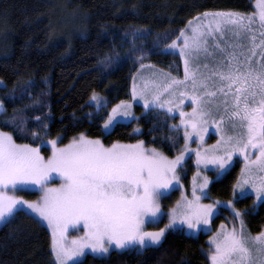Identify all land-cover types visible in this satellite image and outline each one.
<instances>
[{"label": "snow or ice", "instance_id": "snow-or-ice-1", "mask_svg": "<svg viewBox=\"0 0 264 264\" xmlns=\"http://www.w3.org/2000/svg\"><path fill=\"white\" fill-rule=\"evenodd\" d=\"M255 8L253 13L205 12L177 30L179 34L166 47L178 50L183 58V78L161 73L159 80H149L141 75L138 87L137 77H132L131 96L139 97L145 108H167L169 113L174 107L180 109V122L171 130L183 129L185 144L173 158L156 148H146L143 140L105 145L84 133L63 146H58L62 136L51 139L47 143L52 154L46 158L39 147L17 143L11 132L0 130V222L7 223L25 210L46 221L55 264H83L87 250L104 260L113 248L142 254L149 248L162 247L166 232L180 230V225L190 230L208 225L220 213L217 206H223L219 200L202 203L212 199L204 191L209 183L204 176L199 193L194 183L191 199L185 195L170 213L161 211V198L179 183L178 169L183 168L185 153L189 152L188 141L195 134L203 145L210 122L221 133L220 139L215 145L193 150L197 166L214 165L219 176L227 171L233 155L239 154L245 162L236 184L241 189L240 197L248 194L244 186L250 185L257 199L264 200V0H256ZM226 32L232 33L234 41L247 38L250 46L225 44ZM149 34L129 35L135 40ZM201 55L205 60L211 58V64L196 62ZM129 58L118 57L116 66ZM139 67L144 69L146 65L141 62ZM26 96L31 98L29 88L7 99L16 104ZM90 99L98 108L107 107L95 91ZM185 99H190V112L182 109ZM38 104L39 98L33 99V106ZM131 109L132 103L127 100L115 104L103 121L106 133L119 123L118 118L136 119ZM4 110L0 100V112ZM35 120L38 126L47 128L39 116ZM225 122L227 132L222 128ZM23 125L21 119L11 126L23 133ZM178 139H173L171 147H176ZM54 177L61 180L59 185L50 184ZM31 186L42 193L39 200L12 194L30 191ZM226 205L236 217L241 216L232 201ZM165 215L168 223L164 227L146 230V223L158 224ZM81 224L83 235L69 239V229ZM211 244V264H264V231L246 234L242 219L239 230H229L222 224Z\"/></svg>", "mask_w": 264, "mask_h": 264}, {"label": "trees", "instance_id": "trees-1", "mask_svg": "<svg viewBox=\"0 0 264 264\" xmlns=\"http://www.w3.org/2000/svg\"><path fill=\"white\" fill-rule=\"evenodd\" d=\"M58 5L85 17L76 24L78 33L59 27ZM209 11L252 13L254 0H0V80L4 82L0 100L5 109L0 113V129L11 132L16 142L35 147L58 135L65 144L84 133L105 145L143 140L146 146L175 156L184 144L183 134L171 130L175 118L163 109H139L136 119L118 123L108 133L103 121L111 106L131 97L132 77L141 62L182 71L181 57L161 50L188 21ZM132 32L150 34L133 40ZM118 57L130 58L117 67ZM25 88L31 98L9 103L7 96L19 95ZM93 91L108 100L107 107L96 110L89 103ZM36 98L40 104L33 106ZM37 116L46 129L38 126ZM21 119L24 132L18 133L11 125ZM178 137L176 147H171ZM240 163L211 183V197L231 199ZM237 205L246 213L251 230L260 232L264 202L256 206L248 195ZM210 253L206 235L169 230L162 247L142 254L113 249L104 260L88 254L83 264H211ZM0 264H55L47 227L26 212L12 217L0 227Z\"/></svg>", "mask_w": 264, "mask_h": 264}, {"label": "rangeland", "instance_id": "rangeland-1", "mask_svg": "<svg viewBox=\"0 0 264 264\" xmlns=\"http://www.w3.org/2000/svg\"><path fill=\"white\" fill-rule=\"evenodd\" d=\"M255 3H256V0H254V12L256 11ZM57 10L58 11H56V18H57V21H58L57 24L59 25V27L66 28V30L69 29L72 33L73 32L74 33H78L79 30H77V29H79V28H76V24H78L79 23L78 21L84 16L82 14H80V12H77L76 10H72V9H70L67 6H63V8H62V7H59V5H58L57 6ZM209 12H220V11H209ZM223 12H227V11H223ZM199 16H197V17H199ZM197 17H195V18H197ZM82 19H85V17L82 18ZM259 39H260V36L257 33V42H259ZM223 42L225 44H229V45L232 44L233 42L242 43L245 46V48L250 46V41L247 38H245L243 40H239V41H234V38H233L231 32H226L225 33ZM161 53H164V54L171 53V54H178L179 55L178 50L170 49V48H167V47L163 48L161 50ZM215 55H217V57H219V50H216ZM181 61H182V68H181L182 71L181 72L176 71L173 68H172V70H170L171 68L163 69V68H159V67L152 66V65H146V67L144 69H140L139 72L135 75L137 77V80H136L137 86L139 87L141 85V81L139 79V77L141 75L145 79H149V80H152V79L159 80L161 73H170L172 76H175V77H178V78H183L184 65H183V58L182 57H181ZM196 62L201 63V64H203L205 62H208L209 64H211L212 61H211V58H209L208 60H205L203 55H201L199 60L196 61ZM3 86H4V82L2 80H0V87H3ZM103 98H104L105 103L108 105V100L105 97H103ZM127 101H130L132 103L131 111H132V115L134 117L138 116V110L139 109H142V112H147L149 109L158 108V107H154L152 105H150L148 108H145L144 105H143V101L139 97H137L136 99H133L132 96H131L129 99H127ZM89 103L92 106H94L96 108V110L100 109V108H98L95 105V103L93 101H91V99L89 100ZM113 106H115V104ZM113 106H111V108ZM191 107H192V105H191L190 99H185L184 100V104L182 106L183 111L190 112L191 111ZM160 109H163V110L167 111V108H160ZM179 111H180V109L179 108H175V107L173 109V112L169 113L167 111L170 115H172L175 118V122H174L173 125H178L179 122H180V117H179V114H178ZM132 120H133L132 117L118 118L119 123H123V122L127 123V122H131ZM222 128L224 129L225 132L228 131L227 122H225V124L222 125ZM103 130L106 133L104 128H103ZM180 130H181V132L183 134V129H180ZM110 131H112V129L109 130V132ZM220 135H221V133L219 131H217L216 125L211 123V122L208 125V130L204 133L203 145H201L200 141H198L196 139L195 134H193L191 139L188 141L189 152L185 153V160L183 161V168L182 169H178L179 176H180L179 183L173 189H171L169 191V194L166 197H163L160 200L161 211L162 212H164L166 214L170 213V210L173 209V208H176L177 207V202L181 201L182 197L185 196V195H187L188 198L191 199V192H192V188H193L194 183L197 186V191L199 193V184L202 183V178L204 176H207L208 179H209L208 186H207L206 189H204V191L208 192L209 195H210V185H211V183L215 179H220L223 176V174L218 176L214 165H208L207 167H205L203 164H201L198 167L197 164H196L195 152L193 150H195L198 147L207 148V147H209L211 145H215L216 142L220 139ZM134 143H136V142H134ZM20 144H23V143H20ZM65 144H67V143H65ZM65 144H62L58 140V146H63ZM184 144H185V141H184ZM184 144H183V146H184ZM144 146L146 148H149V149L153 148V147H148L145 144H144ZM39 149H40L41 155H43L46 158L51 156V154H52L51 146L47 142L44 143L42 146H39ZM177 154H175V155H177ZM168 157L173 158L175 156H172V157L168 156ZM236 162H239V163L241 162L240 163L239 178H238V180H240L242 178V175H241L242 169H244V167H245V162H244V159H243L242 156H240L239 154H234L233 157H232V160L229 162L227 170H229V168L233 164H235ZM60 183H61V180L58 177H54L52 179V181L50 182L51 185H59ZM240 191H241V189L236 188V185H235V188H234V191H233L231 199L219 200V199H214L213 197H211L212 198L211 200H209V199L202 200V203H205V204L212 203L213 201H216V200L221 201L223 206H221V205L217 206L220 209V213L218 215L214 216L213 219L211 220V222L208 225H200L199 228L191 229V230L187 228V225H180L179 226L180 230L182 232H184L185 234H187L189 236H193V237H197V236H199L201 234L206 235L207 236V242L209 243V245L211 247V250H212V247H213L212 244H211V238L214 237L216 235V233L220 230V227H221L222 224L229 230H231L233 227H236L237 230H239L240 229V221L242 219L243 222H244V231H245V233L246 234H251V235H256L257 232L252 231L251 228L248 225V222H247V219H246V213L243 211V209H241L237 205V202L239 201V199H241ZM244 191L246 193H248L246 196L251 195V196L254 197V201H255V205L256 206H258L260 203L264 202V200L257 199V197L255 195V192L251 188L250 185H245L244 186ZM12 194H15V195H18V196H22L24 199L30 200V201L39 200V198L42 195V193L39 191L37 186H31V190L30 191H17V192L12 193ZM227 201H232L235 209L239 210V212L241 213L240 217H236L234 215L232 209L226 205ZM25 212L28 213L29 215L33 216L34 218L39 220L44 226H46L48 231H49V233H50V236H51V229L47 225L46 221H44L41 218L37 217L34 213L28 212V210H25ZM167 223H168V216L165 215L163 217L162 221L160 223H158V224L146 223V230L155 231V230H158L161 227H164V225L167 224ZM4 224H5L4 222H0V227H2ZM177 224L179 225V221L177 222ZM260 231H264V227ZM83 233H84V228H83V225L81 224L77 228H70L69 231H68V237H69V239H71V238H73L75 236H82ZM51 241H52V236H51ZM113 249H110V252ZM51 251H52V248H51ZM110 252L107 254V256L110 254ZM52 254H53V252H52ZM88 254H91L90 250L86 251V255L82 258V260ZM53 259H54V262H55L54 254H53Z\"/></svg>", "mask_w": 264, "mask_h": 264}]
</instances>
